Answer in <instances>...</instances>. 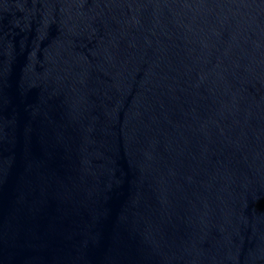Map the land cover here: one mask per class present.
Segmentation results:
<instances>
[{
    "label": "water",
    "instance_id": "95a60500",
    "mask_svg": "<svg viewBox=\"0 0 264 264\" xmlns=\"http://www.w3.org/2000/svg\"><path fill=\"white\" fill-rule=\"evenodd\" d=\"M0 264H264V0H0Z\"/></svg>",
    "mask_w": 264,
    "mask_h": 264
}]
</instances>
